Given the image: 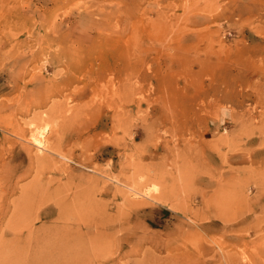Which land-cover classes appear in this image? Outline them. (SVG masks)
Masks as SVG:
<instances>
[{"label":"rangeland","instance_id":"obj_1","mask_svg":"<svg viewBox=\"0 0 264 264\" xmlns=\"http://www.w3.org/2000/svg\"><path fill=\"white\" fill-rule=\"evenodd\" d=\"M0 264H264V0H0Z\"/></svg>","mask_w":264,"mask_h":264},{"label":"bare ground","instance_id":"obj_2","mask_svg":"<svg viewBox=\"0 0 264 264\" xmlns=\"http://www.w3.org/2000/svg\"><path fill=\"white\" fill-rule=\"evenodd\" d=\"M39 207V206H38Z\"/></svg>","mask_w":264,"mask_h":264}]
</instances>
